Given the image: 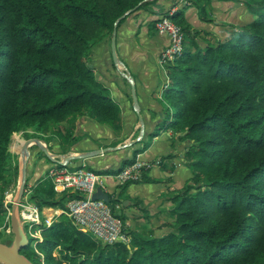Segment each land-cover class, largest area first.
<instances>
[{
    "label": "trees",
    "instance_id": "1",
    "mask_svg": "<svg viewBox=\"0 0 264 264\" xmlns=\"http://www.w3.org/2000/svg\"><path fill=\"white\" fill-rule=\"evenodd\" d=\"M157 3L0 0V187L18 176L9 152L14 134L54 129L70 140L66 123L84 112L102 123L118 119L108 90L87 64L89 51L109 42L126 14ZM250 6L256 19L248 28L215 42L196 41L179 15L172 18L185 50L173 63L166 99L174 113L167 128L189 141L192 177L173 199L170 232L149 239L127 233L129 246H108L60 215L50 227L40 226L42 242H29L21 255L40 264H264V0H250ZM31 151L27 171L34 184L33 160L46 157ZM51 168L39 170L35 181ZM76 198L68 191L57 194L52 179L31 194L40 211H66ZM109 206L123 221L113 200ZM10 207L0 192V227ZM8 227L0 243L10 246L13 237L3 234Z\"/></svg>",
    "mask_w": 264,
    "mask_h": 264
},
{
    "label": "crops",
    "instance_id": "2",
    "mask_svg": "<svg viewBox=\"0 0 264 264\" xmlns=\"http://www.w3.org/2000/svg\"><path fill=\"white\" fill-rule=\"evenodd\" d=\"M173 1L158 0L156 7L139 9L119 21L116 26L119 66L112 60L111 38L109 42H98L89 51L87 64L92 67L98 82L108 90L118 109V119L102 123L92 113L84 112L66 123L70 140L56 133L50 140L41 139L47 144L48 151L63 164L66 156L107 149L92 159L70 161L65 168L73 170L85 164L88 170L102 176L104 190L114 201L115 213L123 219L126 232L144 239L170 232L175 225L172 214L176 201L173 199L192 177L186 160L189 141L183 139V134L167 128L174 113L166 99L172 87L170 72L173 64L160 65V54L169 40L154 28L155 21ZM188 1L189 4L176 14L183 20L186 34L199 42L227 39L231 33L248 28L254 20L250 0ZM121 73L132 78L139 107L137 111L132 101L131 84ZM167 111L171 118L168 122L165 120ZM137 114L143 118L144 127L138 122ZM133 159L159 161L160 164L144 172L138 182L120 185L115 175L129 166ZM45 161L47 164L33 161V182L45 166L57 164L64 167L51 163L47 158Z\"/></svg>",
    "mask_w": 264,
    "mask_h": 264
},
{
    "label": "built area",
    "instance_id": "3",
    "mask_svg": "<svg viewBox=\"0 0 264 264\" xmlns=\"http://www.w3.org/2000/svg\"><path fill=\"white\" fill-rule=\"evenodd\" d=\"M188 0H176V3L168 10L166 16H162L155 23V30L159 35L168 38V46L161 52L159 63L162 66L173 64L174 61L182 58L185 50L184 34L181 28L176 25L172 18L176 15L180 5L187 6ZM160 162H143L136 159L134 163L124 167L116 175L115 179L120 185L137 182L142 178L144 172L159 166ZM54 191L57 194L72 192L78 194V198L68 202L66 211L55 214H65L67 218L81 232L91 235L102 245L113 246L118 243L129 246L130 237L127 235L124 222L116 217L111 207L101 200L91 199L97 188L104 190V179L102 176L88 170L85 164L73 170L61 167L50 173ZM22 203V202H21ZM24 210V220L37 225L38 228L32 235L35 245L42 242L40 218L43 210L32 202L30 204H20ZM54 221H46V227H50ZM40 224V225H38Z\"/></svg>",
    "mask_w": 264,
    "mask_h": 264
},
{
    "label": "water",
    "instance_id": "4",
    "mask_svg": "<svg viewBox=\"0 0 264 264\" xmlns=\"http://www.w3.org/2000/svg\"><path fill=\"white\" fill-rule=\"evenodd\" d=\"M123 18L124 17H122L121 19ZM120 20H118L115 24L114 31L111 37V43H110L112 60L113 63L117 66L120 65V62L116 54V26ZM89 68L92 67L89 66ZM121 76L131 84L132 101L137 111L139 107H138L136 91L132 82V78L126 73H121ZM137 117H138V122L141 124V126L144 127L143 118L139 114H137ZM14 138H15V134L12 136L11 141ZM18 145L20 148L18 150V154L20 157V172L18 175L19 183H18V190L16 197L11 206V215H10V232L13 235V241L10 246L0 243V264H33L29 260H27L23 255L20 254V252L28 245L29 242L25 232L22 231V229L20 228L19 218H18V208L23 198L24 189L27 181V174H28L27 164L31 158L30 149H32L33 146H36L39 149V151L42 152L45 155V157L51 161V163H58L64 167L67 166L66 164L70 161H76V160L82 161V160L92 159L107 152L106 151L107 149L104 150L96 149L90 152L83 153L81 155L66 156L65 164H63L58 162L56 160L55 155L50 153L48 151V148L40 140L36 138L24 139L22 141H19ZM91 199L94 201L101 200L108 205L111 203V199L109 195L102 188H97L96 191L92 194Z\"/></svg>",
    "mask_w": 264,
    "mask_h": 264
},
{
    "label": "rangeland",
    "instance_id": "5",
    "mask_svg": "<svg viewBox=\"0 0 264 264\" xmlns=\"http://www.w3.org/2000/svg\"><path fill=\"white\" fill-rule=\"evenodd\" d=\"M254 19H256V15H254ZM170 80L172 82L171 72H170ZM169 113L170 112H168V111L166 112L167 116L165 117V120L167 122H168V120H171V118L169 117ZM49 131L50 132L43 134V133H38L36 131H32L31 129H28L25 132H19V133L15 134V138L10 143L9 152L13 157V163L17 162L18 175L20 172V157L18 154L19 141H22L24 139L36 138V139L40 140L46 147H48L47 144H45L42 140H46V141L50 140L53 136H55V133H56V131L54 129L49 130ZM51 134H53L52 137H51ZM16 138H17L18 142L15 141ZM32 148L37 149V151L39 150L36 146H33ZM30 152H32L31 149H30ZM35 160L39 161V163L41 162L42 164H47V163H45L46 158H44L40 154H38L33 161L35 162ZM58 168H59V165L52 164V168L48 171V173H43V177L40 180L35 181L34 184L31 181L30 175L28 177V174H27L28 180L26 181V185H25V189H24V195H23V198L21 200L22 203H20V204H23V203L24 204H30L31 203V194L33 193L34 188H36L37 186H40L42 183H44L46 181H49V179H51L50 173L52 171H55ZM96 173H98V172H96ZM10 180H11V178H8L7 182L0 187V192L4 195V205L5 206H7V205L12 206V204L14 202V199L16 197L17 190H18L19 176H17V179H16L14 184H11ZM112 205H113V202H112ZM6 210H7V214H6V220H5L4 224L9 225V227L3 231V234L8 235L9 237L10 236L13 237V235L10 232L11 207L6 208ZM23 210L24 209L21 206L18 208L19 225H20V228L22 229V231L25 232L26 237L28 239V242H30L32 244V247H34L35 242H33L32 239L35 240V238L32 235H34V232L37 230L38 226L31 224L28 221L24 220L25 214H24ZM54 210H59V209H51V208L50 209H46V208L43 209V214L40 218V224L41 225L42 224L46 225L47 220H51V222H52V221L57 220V217H59L60 215H65V214H61V213L55 214ZM115 210H116V208L114 207V213H115ZM61 211H63V210H61ZM4 224L2 227H0V232L4 229ZM40 224H38V225H40ZM130 242H131V240H130ZM33 264H40V263L38 261H34Z\"/></svg>",
    "mask_w": 264,
    "mask_h": 264
},
{
    "label": "bare ground",
    "instance_id": "6",
    "mask_svg": "<svg viewBox=\"0 0 264 264\" xmlns=\"http://www.w3.org/2000/svg\"><path fill=\"white\" fill-rule=\"evenodd\" d=\"M16 142H18L17 138L15 139ZM13 148V147H12ZM20 149V148H19Z\"/></svg>",
    "mask_w": 264,
    "mask_h": 264
}]
</instances>
